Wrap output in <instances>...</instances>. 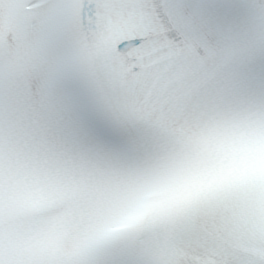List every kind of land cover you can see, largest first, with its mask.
Segmentation results:
<instances>
[{"label": "snow or ice", "instance_id": "snow-or-ice-1", "mask_svg": "<svg viewBox=\"0 0 264 264\" xmlns=\"http://www.w3.org/2000/svg\"><path fill=\"white\" fill-rule=\"evenodd\" d=\"M0 264H264V0H0Z\"/></svg>", "mask_w": 264, "mask_h": 264}]
</instances>
